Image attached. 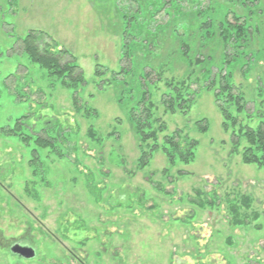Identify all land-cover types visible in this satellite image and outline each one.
<instances>
[{"label":"rangeland","instance_id":"374dc122","mask_svg":"<svg viewBox=\"0 0 264 264\" xmlns=\"http://www.w3.org/2000/svg\"><path fill=\"white\" fill-rule=\"evenodd\" d=\"M214 1L228 7L229 22H235L236 14L239 23L250 18L251 26L260 30L249 45L253 61L233 70L235 92L246 100V111L233 114L240 124L255 129L264 118V0L182 4L192 9L188 15H194ZM125 4L130 7L129 0H0V53L9 52L17 38L31 30L48 34L76 58L88 81L80 93L82 104L98 115L90 120L77 116L71 91L57 82L50 88L46 72L18 47L17 55L0 59V128L22 114L37 119L41 112L58 118L65 128L75 130L80 124L78 132L67 133L68 147L57 144L56 152L40 150L37 159L32 156L34 143L25 145L0 131V264H264V168L243 164L245 140L234 153L239 127L223 129L215 93L207 89H201L189 113L165 114L166 78L183 79L191 68L173 53L177 46L168 40L165 27L174 18L166 19L164 11L156 19L164 28L159 32L155 25L150 28L157 31L151 62L165 65L163 77L160 80L154 73L153 85L147 87L157 102L156 117L168 126L160 143L165 134L180 131L199 146L189 165L171 168L159 151L147 168L138 170L141 154L126 104L130 97L138 100L141 71L121 72L134 67L128 58L120 59ZM184 25L178 29L186 31ZM198 35L188 39L191 56L212 55L220 67L222 44L203 42ZM97 68L106 73L103 78L95 77ZM196 70L193 80H200V69ZM16 72L21 84L25 79L33 82L31 87L44 89L47 97L30 93L32 101L17 102L3 88L4 79ZM112 73L117 83L112 82ZM193 84L194 90L206 85ZM129 88H134V95H129ZM40 102L47 109L42 110ZM203 120L207 132L199 131L197 122ZM90 126L96 130V140L87 134ZM245 199L249 209L243 206ZM233 206L241 217L248 216L246 225L235 224ZM18 241L28 243L36 256L25 259L13 254L10 247Z\"/></svg>","mask_w":264,"mask_h":264},{"label":"trees","instance_id":"16d2710c","mask_svg":"<svg viewBox=\"0 0 264 264\" xmlns=\"http://www.w3.org/2000/svg\"><path fill=\"white\" fill-rule=\"evenodd\" d=\"M129 1L131 8L125 4L127 10L123 16H120L122 20L121 33H119L120 59L128 58L131 66H134L131 70L128 69L130 71L122 70L123 74L134 73L138 68L141 71L139 84L137 83L140 87L138 89L137 86L138 92L136 95L138 100L135 101V96H133L128 99V104H126L129 107L128 109L126 108L127 119L139 143L138 148L141 155L138 160V170L147 168L155 153L159 151H162L166 156L171 168H174L178 163L189 165L195 161L196 150L199 146L197 140L180 131L165 134L160 143V136L168 132V126L161 118L156 117L157 115L154 111L158 108L157 102L153 100V94H151L150 89L148 90V86L153 85V80L150 79V76H153L154 73L160 76V80H162L163 68H165V65H158L157 67L151 62V59H154V54L150 48L153 47V42H156L154 34L164 28L161 27V24H157L156 21L159 16L163 15V11L166 19L169 17L174 18L173 22L165 27L170 32L167 36L168 40L172 45L176 44L175 46H177V52L173 53L182 57L191 68V71L183 79L180 78L181 80L175 76L166 78L167 87L162 94V106L165 114L189 113L201 89L214 92L216 106L223 118V129L227 131L231 127H239L238 134L237 136L235 135L236 138L233 140L234 153H237L240 141L245 140L246 146L241 154L243 164L264 168V118L262 117L259 126L254 129L240 124L238 118L233 114L234 110L238 114L246 111L245 96L235 92V90L238 91V88L234 84L233 70L238 65L244 63V65L248 66L253 61L254 55H250V51H248L251 50L249 45L254 36L260 34V30L251 26V20H248L250 18L239 23L240 17L236 14L234 16L235 22H229L228 7L215 1L208 8L200 10L194 15H188L189 10H192L190 6L186 7V9L183 7L182 3L186 2L188 5L187 0ZM242 4L245 6L247 3L243 2ZM132 5H136V8H133ZM251 14L250 10L248 16H252ZM140 23L146 24V29ZM151 24L155 25L157 31H153V28L150 30ZM183 24L186 26V31L178 29L179 26L182 28ZM168 27H174V29L170 31ZM196 32L199 34L197 37H201L203 42L217 40L218 43L222 44L220 49H223L224 52L221 56L222 63L220 67L215 64L216 62L212 55L204 56L202 54L201 57L200 54V57L195 55L194 58L191 56L192 48L188 43V39L191 38L192 34L194 39ZM15 46L20 49V54L25 55L31 63L46 72L50 88H54L55 82H57L64 89L71 91L73 107L77 116L82 115L88 120L98 117L94 109L82 104L80 93L81 90L88 86V81H86L84 72L77 63L76 58L68 50L61 48L48 34L31 30L24 36L18 37L9 52L0 53V59L4 55L7 58L12 57L15 52ZM137 54H140L139 60L136 58L138 57ZM14 55H17V53ZM168 63H171V60H168ZM139 65L141 66L139 67ZM97 67H100V65H97ZM197 67L200 69L201 77L200 80L198 78L193 80V76H197ZM216 69L218 72L214 71ZM105 75L106 73H101L99 68H97L95 72L96 78H103ZM28 76L26 75L24 78ZM18 77L19 74L16 72L8 75L3 82L4 90L8 91L17 102L32 101L31 96L28 97L30 93H38L47 97L44 89H33V82L30 83L26 79L21 84V80ZM111 77H113V83L118 82V78L114 73L111 74ZM194 81L195 84H201V82L205 81L206 85H201L200 89L194 90L192 89ZM124 84L127 85V82ZM26 89H28V92ZM132 91L135 93L134 88H129V95L133 94ZM125 93L127 94L126 91ZM122 99L119 100L121 106L124 105V100ZM37 105H41L43 107L42 110L47 109L44 108L41 102L37 103ZM48 117L43 112L37 119H34L31 113L22 114L16 117L12 124L7 122L6 126L0 128V131L6 137L20 139L25 145L34 143L35 147L32 156L37 159L40 150L52 149L56 152V149H58L57 144L62 147H68L70 140L67 133L74 134L80 128L79 123L76 124L75 130H73L74 128H65V125L58 118ZM201 122L205 123V126H201ZM201 122H197L199 131L207 132L208 124L204 120ZM87 134L90 139H97L96 130L93 126H90ZM112 136L113 134H110L109 137ZM57 153H60V151ZM60 156H62L61 153ZM209 205L212 206L213 203H209ZM249 205V199H245L243 206L249 209ZM231 211L234 214L233 219H235L234 222L237 226L248 223V216L246 215V218L241 217L240 209L237 206L231 207ZM253 214L254 218L257 219L258 214Z\"/></svg>","mask_w":264,"mask_h":264},{"label":"water","instance_id":"95a60500","mask_svg":"<svg viewBox=\"0 0 264 264\" xmlns=\"http://www.w3.org/2000/svg\"><path fill=\"white\" fill-rule=\"evenodd\" d=\"M12 253L25 259H33L36 256L33 249L22 248L20 246L14 247Z\"/></svg>","mask_w":264,"mask_h":264},{"label":"flooded vegetation","instance_id":"af4514ba","mask_svg":"<svg viewBox=\"0 0 264 264\" xmlns=\"http://www.w3.org/2000/svg\"><path fill=\"white\" fill-rule=\"evenodd\" d=\"M16 246H20L22 248H28V249H32L28 243H24L22 241H18V242H15L14 244H12V246L10 247V250L12 251V249ZM18 256V255H17ZM20 257V256H19ZM22 258V257H21Z\"/></svg>","mask_w":264,"mask_h":264}]
</instances>
